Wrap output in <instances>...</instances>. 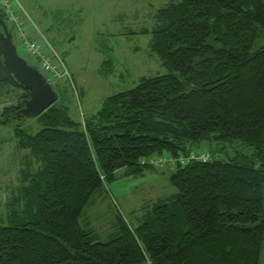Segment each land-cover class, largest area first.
I'll use <instances>...</instances> for the list:
<instances>
[{
	"label": "trees",
	"instance_id": "1",
	"mask_svg": "<svg viewBox=\"0 0 264 264\" xmlns=\"http://www.w3.org/2000/svg\"><path fill=\"white\" fill-rule=\"evenodd\" d=\"M0 17L15 40L1 5ZM154 17L150 50L167 73L107 96L82 121L57 100L36 116V133L15 128L29 153L14 200L27 197L29 218L13 209L17 223L0 224V264H264V46L252 51L264 0H166ZM19 89L0 126L25 118L17 112L30 97L0 53V95ZM207 139L216 146L208 161L148 163L188 156ZM237 141L251 151L230 153ZM167 165L177 192L153 201L139 225L120 218L107 241L81 226L119 170Z\"/></svg>",
	"mask_w": 264,
	"mask_h": 264
},
{
	"label": "rangeland",
	"instance_id": "2",
	"mask_svg": "<svg viewBox=\"0 0 264 264\" xmlns=\"http://www.w3.org/2000/svg\"><path fill=\"white\" fill-rule=\"evenodd\" d=\"M18 1L16 14L24 22L28 37L48 54L64 61L76 91L68 77L43 71L39 59L15 37L18 52L44 73L58 92V103L67 106L69 114L78 121L95 113L107 96L133 88L142 77L168 72L159 56L150 50L151 30L156 22L154 15L166 0ZM144 28L150 32L140 33ZM262 46L263 31L252 51ZM18 93L22 90H13L9 97L0 95V116L4 107L1 101L6 98L5 104H15ZM17 126L28 134L41 128L36 117H25L0 126V224L4 225L17 223L18 220L10 217L13 209L18 211L20 219L29 218L27 197L14 200L24 184L22 169L27 167L25 156L29 153V150L17 147ZM197 148V151L213 152L216 146L207 139ZM235 150L251 151L239 141L230 153L234 154ZM31 165L38 166L34 158ZM174 170L175 166L167 165L130 176L125 175V169L119 170L113 181L106 182L93 195L80 218L81 226L91 228L98 240L107 241L119 226L120 218L132 227L139 225L153 201L177 192L169 179Z\"/></svg>",
	"mask_w": 264,
	"mask_h": 264
},
{
	"label": "water",
	"instance_id": "3",
	"mask_svg": "<svg viewBox=\"0 0 264 264\" xmlns=\"http://www.w3.org/2000/svg\"><path fill=\"white\" fill-rule=\"evenodd\" d=\"M0 23V53L3 64L16 82L30 93V97L23 100V106L17 114L36 117L57 102L59 95L41 70L19 54L12 34L1 17Z\"/></svg>",
	"mask_w": 264,
	"mask_h": 264
},
{
	"label": "built area",
	"instance_id": "4",
	"mask_svg": "<svg viewBox=\"0 0 264 264\" xmlns=\"http://www.w3.org/2000/svg\"><path fill=\"white\" fill-rule=\"evenodd\" d=\"M19 3L18 0H0L1 6L5 9V12L9 16V20L14 25L15 33L18 39L21 41L23 47L32 55L36 56L39 59L41 68L54 76L61 77L65 76L70 79V82L76 91L77 87L73 81V77L65 65L64 61L59 56H52L45 52L40 45L28 37V32L24 25V22L16 14L15 4ZM211 158V154L204 151L192 150L189 152L188 156H181L178 159L172 156H159L154 155L150 158L149 162L153 166H163L166 163H175L176 160H180L182 163L189 160H203L208 161Z\"/></svg>",
	"mask_w": 264,
	"mask_h": 264
},
{
	"label": "crops",
	"instance_id": "5",
	"mask_svg": "<svg viewBox=\"0 0 264 264\" xmlns=\"http://www.w3.org/2000/svg\"><path fill=\"white\" fill-rule=\"evenodd\" d=\"M5 101H6V98L3 101H1L2 105H5ZM6 104H8V102Z\"/></svg>",
	"mask_w": 264,
	"mask_h": 264
}]
</instances>
